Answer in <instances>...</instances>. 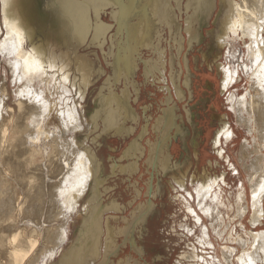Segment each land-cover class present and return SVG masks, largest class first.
<instances>
[{"label": "bare ground", "instance_id": "6f19581e", "mask_svg": "<svg viewBox=\"0 0 264 264\" xmlns=\"http://www.w3.org/2000/svg\"><path fill=\"white\" fill-rule=\"evenodd\" d=\"M89 1L93 3V6H95V9H88L89 13L91 11L94 12L93 10H95L94 14L97 13L98 10L99 12L102 11V8H100V0H98V2L93 0ZM110 1H112V5L114 6L115 2H113V0ZM119 1L121 2L118 4L121 5H119L117 9L118 11H114V14L112 13L114 17L113 20H116L117 18V20L120 19L125 22L126 18H131V16H134V14H142V16L148 17L147 19H149L152 17L150 16V12L151 14H154V12L159 11H154V8L159 0H140V2L135 5L136 9L134 10H130V1ZM123 1L127 2L125 6H123ZM198 1L200 2V0ZM233 1L234 4L229 6V11L227 12L230 16L229 20L227 21L229 24L226 23V27L228 29H225L226 31L223 29L222 34L224 38H228L232 35V43H239V40H242L241 46L244 51H242V49H238V51L244 53L246 56V61L244 63L245 66L243 65L244 67H242L249 77L242 74V68L240 69L239 66L237 67L235 62L236 58L230 57L229 60L232 62L233 66L229 69L226 68L225 64L222 65V70L224 72L222 85L228 90L243 76H245L246 79L249 78V82L251 81L248 91L246 90L242 98H239L233 93V97L231 96L229 99L232 103V107L230 108L239 114V122L243 124V126L247 127V130L250 134L254 135L253 140L251 139L253 143L250 144L248 141H245L242 145L243 149L241 150V155L245 157V159L242 161L247 177V185L246 183L242 182V188L238 195H236V197L238 196V201L237 203L234 202L235 206L238 208L237 212H235L234 217H229L230 219L228 223H224L225 220L224 216H222L223 212L221 208L222 206H227L226 200L223 196H221L219 191H215L213 189V187H215L213 185L215 182H217L216 180H208L204 183H201L194 190L196 191V206L198 208V212L196 211V214L194 213L195 210L193 211L191 208L192 204L188 200L190 198H185V201L187 202L185 205L188 209H190V211H193L198 223L203 221V219H212V223H208V226L210 224L212 231L215 230L214 232L217 234L216 236H220L221 239L225 240V245L222 246L223 255L221 257L218 256L219 258L217 259V264H264V231L258 230V228L256 232L253 231V229L250 228L249 224H247L245 221L247 218H249L253 207V217L250 218V220L248 219V222H251L252 227L260 224L264 219V37L262 35V30L264 29V0H241V3H238L235 0ZM28 4L30 5L28 6ZM75 4L76 3L71 4V10L74 13L78 12L79 16L86 15L85 10H83L82 7L79 9L75 8ZM166 5L168 4L166 3ZM242 5L246 7L248 12V15L245 19H243V17L245 16L246 12L241 9ZM32 6L33 5L30 3V1L27 0H0V57L8 62V68L6 69L3 78L0 80V264H114L116 262L115 260L111 259L112 255H118L119 250L122 249L121 245L115 244V242L118 243L116 238L119 236L122 237L123 246L127 247L132 243V238L135 240V232L129 228L130 224H128V222L121 217H107L105 215L108 210L102 207L103 201L101 199V194L108 195L110 194V191L115 190L112 196H117L116 192L119 191V188H117L118 183H116L114 187L106 185L107 180L103 181L101 176H103L106 172L108 173L109 167L107 163L98 162L96 156H98L99 153L96 155L94 153L93 155V153L90 151L91 148L85 144H81L76 138L78 137L77 134H79L77 133L79 128L85 127V125L84 116H82L83 111L81 112L79 108V103L77 102L74 95V90H77L78 95L85 94L86 90L88 89V84L90 83L91 75L94 73L93 71L95 68V61L91 59L90 52L82 53L80 51V48L85 44L86 41L80 43L78 40H73V47L75 48L72 47V49H68L66 52L61 51V47L59 45L60 43H57L54 37H50L47 31H41L42 28H40V26L42 25L36 18V14L34 13ZM192 7H194V3ZM120 8H123V10L121 11ZM126 12L128 13L124 14ZM156 14H158V12L155 13V15ZM123 15H127V17ZM158 16L156 15V17ZM95 17V22L92 21L93 18H91V16L89 21H87L85 17L81 19L77 18V23H74V26L78 24L82 27L83 24V26H85V24H89V26H91L90 29L94 27V29L98 30L99 22H97L96 19L99 20V15L96 14ZM186 18H191V15L190 17ZM147 19H145L146 22ZM146 22L145 24L144 22H141L140 26L142 24L146 25ZM152 23L154 24L155 22ZM237 23L239 24L238 26H236ZM108 26L110 27V25ZM129 26H132V24ZM146 26H143L141 29L144 28L145 30V28H147ZM223 26L224 25H222V27ZM132 28L134 27L132 26ZM138 29L140 30V28ZM78 33H80V31H78ZM3 34L4 37L2 38ZM249 34H251L253 37H249ZM98 35L99 33L95 34L94 38L97 39ZM47 36H49L50 39H48ZM71 36L72 39H74L73 37L75 36V33H71ZM140 37L141 36L138 37V40H140ZM131 40L134 41L133 39ZM69 42H71V40H69ZM139 42L137 43L138 45ZM144 45L145 44L142 46ZM231 45L229 44L230 48ZM149 46L151 48L154 45L151 46L150 44ZM162 51L163 50H161V52ZM119 59L121 60V57H119ZM162 62H160V66ZM255 63L259 64V68L255 67ZM117 64H119V62ZM124 64L126 65V62ZM131 65L132 64L130 63V66ZM115 67L116 66H114V68ZM122 67L125 68L126 66ZM122 67L120 68L121 70ZM124 71L126 73V70ZM124 71H122V73ZM127 71H129L128 68ZM114 75L116 74L113 72L112 76ZM119 76L122 75L119 74ZM128 76L129 75H127V77ZM124 79L126 78L124 77ZM139 79L140 78H138V80ZM164 80L166 79L164 78ZM11 84L13 87H11ZM82 85L84 88L81 89ZM257 97H259L262 101L257 100ZM94 99L96 104H99L100 106L98 111L91 115L92 121L94 123H97L98 121L99 126L100 121H103V126H108L107 124L111 116L109 112L110 108L106 106V101H104V99H100L99 101L97 100L98 98ZM120 100L123 99L120 98ZM120 100L119 104H121ZM240 100H243V102ZM115 106L116 105H114V107ZM117 106L115 108L119 109ZM122 109L120 110V113H123V116L119 120L115 119L113 123L117 124V126H114L115 129L117 128L114 133H117L123 138L125 136L131 135L135 130L130 132L125 130L127 121H133V118H131V107H125V109L122 107ZM53 121L56 124L53 127H50ZM145 126L147 127V125ZM158 129L157 131L161 130ZM209 129L208 133L210 131ZM111 132L112 131L109 133L107 132V134L110 135ZM177 133H179V131ZM236 134H234L232 128L230 129L229 126H224L219 130L215 144L220 145L224 138L227 141L233 140ZM99 136L105 139L104 134ZM159 142L160 144L164 143L163 140ZM247 143L250 148L248 147ZM173 145H175V143ZM172 147L171 150L173 151L174 147L173 149ZM149 148L152 158L153 153L159 147L155 145L151 147L149 146ZM129 155L132 156L129 154V152L125 153V156L121 158L120 162L124 163L130 161L131 159L133 160L134 157L131 158ZM188 159L190 158L188 157ZM189 163L190 162H188V164ZM146 164L147 163H145V165ZM149 165H151V160ZM129 166L130 164L128 167ZM183 168L184 166L181 167L180 162H178L177 170H179L183 176L177 175L174 170L173 174L175 175H173V177L175 178L173 180H175L180 186L186 187L188 184L186 181L188 182L187 171L189 168L187 166L185 168L186 170H182ZM123 170L124 169L121 168V166H112L110 172L112 175L119 178L128 175L130 179V177L134 175L135 170L132 168L129 169L128 173L124 172ZM147 173L149 172L147 171ZM191 178L195 179L197 177L196 175H193ZM105 186L107 187L105 189L106 191H104L105 193L103 194L102 188ZM133 186L136 187V184L134 183ZM135 190H137V188ZM86 196H88L87 202L85 201ZM132 200H134V198ZM83 202L87 204L82 206ZM253 203H255L254 206ZM114 204H116V201ZM142 210L144 209L142 208ZM238 217L243 218V222H240V226L243 229L242 233H237L236 231L238 226L236 223V218ZM205 222L207 224V221ZM79 223H81V225L80 229L78 230ZM216 226L218 227L216 228ZM154 227L155 225H153V223H150V226L147 225V229L151 231H154ZM209 228L206 225L203 228L204 233L202 239L205 240L207 237L210 238L211 231ZM186 230L185 232H187ZM152 233L149 235H152ZM134 242L136 244L138 243L136 240ZM209 242H211V239ZM114 247L116 250H114ZM197 247L199 246L197 245ZM185 256H188V254L186 253ZM129 259L128 261H130ZM120 262H124V260H119L117 264ZM212 263L215 264L214 261ZM125 264L130 263L126 262ZM131 264H133L132 261Z\"/></svg>", "mask_w": 264, "mask_h": 264}, {"label": "flooded vegetation", "instance_id": "af4514ba", "mask_svg": "<svg viewBox=\"0 0 264 264\" xmlns=\"http://www.w3.org/2000/svg\"><path fill=\"white\" fill-rule=\"evenodd\" d=\"M186 2H187V0H169V1L163 2L159 5H156L154 8V11L159 10L157 12H158L160 17L158 16V14H156L158 16V17H156L155 13H157V12L153 11L154 14H151V12H150V16H152L149 18L150 21H149V19H147L148 17L142 16V14H139V15L137 14V15L131 16V18H128V19L126 18L125 22L120 20V19L117 20V18L115 17L116 18V25H115L114 29L116 32L114 31L115 32L114 34H115V36H117L116 37L117 39L113 40L114 39V36H113L112 40L114 42L112 40H110L111 46L109 47V50H107L105 48V50L103 51V48L99 47V49H102L101 51L103 52L104 57L105 58L108 57L106 61L108 62L107 64L110 67V72H111L110 77L111 78L109 77L107 80H105L103 82V86L101 88L97 89L96 95H94V98H96V99L98 98L97 99L98 101L100 99H104V101H106V106L108 108H110L109 112L111 110H114L117 112L116 116H115L116 118L110 116V118H109L110 120L107 124L108 126H103L104 125L103 121H100V126H99L98 121H97V123L96 122L94 123L91 119V115L94 112L98 111L100 105L99 104L97 105L95 102V99L93 98L94 109H93V111H88L89 105L87 102L89 100V95L91 92V90L89 92V87H87L88 89L86 90L83 98H81V103H84V105L86 104L84 106V109H83L85 114L82 112L83 116H84V124L87 121H89V123L92 124V129L94 131L93 137L88 136L91 140V144H93L94 146L88 145V147L91 148L90 151L93 153V155H94V153H95V155L97 153H99V155L96 156V159L98 162H101V163L106 162L110 171H111L112 166H115V167L121 166V168H124L126 170V166L130 162L127 161V162L122 163L120 161H121V158L123 156H125V153L129 152V154L132 155L130 157L131 158L134 157V159H135V160L133 159V161H132L134 163V170H135L134 175H135L136 173L141 171V169H145L143 167V162L146 160V158L149 157V159L151 160V166H152L151 170H154V175L151 174V179L148 183V193L150 192L149 193L150 198L148 201V205H149V208L151 207L152 209L151 208L149 209V211H150V215H149L150 217L149 218L150 219L146 218L145 220H143L144 222L142 221V224H141L143 231L146 233H149V234H150V230L147 229V225L150 226V223H153V225L157 226V229H158L157 232L158 233H159V231L165 232V230L167 229V225H168V224H166L167 223V219L165 218L166 216H164L162 214L163 212H165V210H164L165 203L162 202L161 199H163L164 195L166 194L165 191H166V188L168 185L167 181L169 179L167 180V179H164L161 177H165L168 175L173 180L175 178V177H173V175H175V174H173L174 170H175V173L177 175L183 176L181 174V172L179 170H177L178 162H180L181 167L184 166V168L182 170H186L185 168L187 166H188V168H190L191 163H193L195 161L200 162V160H201L200 155H203V152H202V154H200L201 152L198 151V149H200L202 147V148H204V150H206L207 148H205V147L208 145L207 142H209V141H211V148L214 151H216V154L217 153L219 154V152H218L219 145L215 144V140H216V138L219 134V130L221 128V127H219L221 124L220 123L221 115H220V113H218L219 112L218 106L220 105V103L223 100L222 95H225L227 93V89H225L222 85L223 79H224V72L222 70V65H223L222 57L224 54L225 46L222 47L220 50V47L218 46V39H217L219 33H221V30H222L220 27V23L217 22L218 18H220L221 16L219 17L220 14H218L217 19H216V15H215L216 11H214L215 3H216L215 0H203L202 3H199V2H198V4L196 3L195 4L196 6H194V7H192L191 5L190 6L187 5ZM218 2H220V3L217 5V8L219 9L220 6L222 8L221 15L224 13L225 3L231 2L230 4H234L233 0H226V2L224 0H221V1L219 0ZM166 3L168 5H166ZM165 5L167 6V8ZM157 7H159V8H157ZM163 7H164V9H163ZM191 8L192 9L196 8V9L192 10ZM162 9H163V11H162ZM161 12H162V14H161ZM154 15H155V17H154ZM166 15L169 17H167ZM190 15H191V18L187 19L186 17H190ZM140 17H142V18H140ZM145 19H147V22ZM185 19H186V22H185ZM131 20H133V21H131ZM141 22H144V24L146 22L147 26L144 24H142L140 26ZM152 22H155V23L153 24ZM114 23H115V21H114ZM156 23H158V24H156ZM130 24H132V26L134 28H132V26H129ZM155 25H157V26H155ZM238 25L239 24L237 23L236 26H238ZM138 26H140V27H138ZM143 26H146L147 28H145V30H144V28L141 29ZM126 27H128L127 30L125 29ZM137 27L140 28L141 30H143L142 31L143 34L141 33L140 40H138L139 38L135 39V36H134V31H135V29H138ZM184 28H185V30H184ZM155 34H156V36H155ZM153 36H154V38H153ZM131 39H133L134 41L136 40V41L134 42ZM150 39H151V41H150ZM139 41H141V42H139ZM138 42H139V45L137 44ZM142 43L145 45L142 46L143 45ZM149 43L151 44V46L152 45H154V46H152L150 48ZM146 48L152 49L151 50V56L149 58H145L143 56V51ZM158 49H160V50H158ZM161 50H163L164 52L163 51L161 52ZM90 53H91L90 57L92 60L95 61V65H96V66L94 65V67H95L94 71H93L94 73H92L91 78H90V83H91L92 81L93 82L97 81V79L99 78L101 73L104 72L105 67L103 65H101V63H98V60L94 57V54L92 52H90ZM132 53H134V54H132ZM97 54H98V52H97ZM130 55H131V57H130ZM119 57H121V60L119 59ZM160 60H162L165 64ZM123 61H124V63L126 62V65L123 63ZM118 62H119V64H117ZM160 62H162L161 66H163V67L160 66ZM127 63H128V65H127ZM130 63L132 64L131 65L132 67L130 66ZM114 66H116V67L114 68ZM122 66H126L125 67L126 69L123 68ZM121 67H122V70L120 69ZM116 68H117V70H116ZM127 68L129 71H127ZM130 69H131V71H130ZM124 70H126V73ZM132 70H133V72H132ZM115 71H116V73H115ZM122 71H124V72L122 73ZM113 72L116 75L112 76ZM118 73L122 76H119ZM126 74L129 76L127 77ZM162 75H163V77H162ZM214 76L216 79L214 78ZM124 77L127 80L124 79ZM119 78H120V80H119ZM138 78H140V79L138 80ZM164 78L166 80H164ZM163 80H164V82H163ZM127 82H128V84H127ZM90 83L88 84V86H90ZM118 83L121 84L122 88H120L119 91H116L114 89V85H118ZM186 84H188V85H186ZM127 85H128V87H127ZM164 87L165 88L167 87V88L165 89ZM134 89H135V91H134ZM136 89H138V90H136ZM106 92H107V95L112 93V96L110 95L111 98L113 97L111 101L108 100V96L105 94ZM135 92H136V94H135ZM119 93H120V95H119ZM100 96H102L103 98ZM144 97H146V98L149 97L151 104L147 105L145 108L142 109V111L140 113L141 119H139L138 109H137V106H135V105L138 104V106H139L138 101H140ZM160 97H163V102L158 100V98H160ZM120 98L123 100H120ZM118 99L120 100L121 104H119ZM131 99L133 100V102ZM168 100H169V102H168ZM177 100H179V101H177ZM114 105H116V106L118 105L117 107H119V109L115 108L116 106L114 107ZM122 107H124V109H125V107H131V111H132L131 118H133V121L132 120H130L129 122L127 121V125L125 126V130L127 132L135 130L131 135L125 136L123 138L120 135H118L117 133H114V131L117 129V128L115 129L114 126H117V124L113 123L115 119L119 120L123 116V113H120V110L122 109ZM157 108L159 110V114H158L159 116L154 115ZM85 117H86V119H85ZM144 117H147L146 118L147 120ZM120 123H122V122H120ZM145 125H147V127ZM155 125H157V126H155ZM105 127H107V128H105ZM157 127L163 131L159 130ZM142 128H143L142 135L139 136ZM80 129L82 130V129H84V127L80 128ZM157 129L159 131H157ZM208 129L210 130L209 133H208ZM110 131H112L111 132L112 135L107 134V132L109 133ZM178 131H179V133H177ZM156 132H157V134H156ZM101 134L105 135L104 136L105 139H103L102 137L99 136ZM145 134L149 135V136L153 134L152 137L154 139V142H153V144L152 143L151 144H152V146L156 145L157 147H159L153 153L154 158H153V156L151 158V155H149V149L150 148L144 147V145L141 143V141L142 140L144 141V139L146 138ZM165 134H167V135H165ZM143 135L145 138L143 137V139H142ZM205 136H206V139H205ZM113 137H116V138H113ZM162 140L164 141V143H161L162 144V146H161L159 141H162ZM149 141L151 142V140H149ZM174 143H175V145H173ZM176 144H178V145H176ZM172 146L174 147V149ZM171 147H172L173 151L171 150ZM175 148H177V149H175ZM118 149H120V150L122 149V151H121L122 156H120V158L117 159L116 156L114 157V155H112L111 152L116 151ZM138 156H139V158H138ZM188 157L190 159H188ZM152 159H153V161H152ZM150 160H148V163L150 162ZM183 160L185 161V163ZM159 161H160V166H159ZM187 161L190 163L188 164ZM154 162H156L158 164V167H160V169H161V171H157L159 174L156 172V169H158V168H156L157 166L154 165V164H156ZM162 166H163V168H162ZM110 171H109V173L101 176V178L103 179V181L107 180L106 185L111 187V185H109V180L115 176L112 175V173ZM106 177H108V178H106ZM125 177L127 178V180L132 181L133 176H131L129 179L128 175L123 176L122 178L116 177V179L118 181H120L119 182V184H120L123 180L124 181L122 183H124L126 181ZM115 184H113V185H115ZM135 184L137 186L136 181H135ZM106 187L107 186L102 188L103 194L105 193L104 191H106L105 190ZM132 187L134 188L135 186H132ZM163 188H165V189L163 190ZM155 198L159 199L158 205L157 204L155 205V203H154ZM101 199L103 201L102 207L108 211L110 209H112L110 211H113V212L115 211L114 212L115 214L118 213L119 211H121L123 208H126L125 206L123 207L122 202L119 201L117 196H112L109 194L108 195L107 194H105V195L101 194ZM115 201H116V204H114ZM108 211H107V213H108ZM107 213L105 214L107 217L113 216L110 213H108V214ZM114 216H117V214ZM118 217H120V216H118ZM129 228L131 230H134L131 224L129 225ZM134 232H135V230H134ZM168 237H169V235L166 236V238H163L164 241L162 243H160V245L167 244L169 241ZM141 239H142V236H140V240ZM135 240H137L136 236H135ZM135 240L133 238L131 239V242H132L131 244L133 246L136 245V243L134 242ZM159 240L161 241V239H159ZM156 241H158V240H156ZM163 257H165V256L163 255Z\"/></svg>", "mask_w": 264, "mask_h": 264}, {"label": "rangeland", "instance_id": "374dc122", "mask_svg": "<svg viewBox=\"0 0 264 264\" xmlns=\"http://www.w3.org/2000/svg\"><path fill=\"white\" fill-rule=\"evenodd\" d=\"M27 1H30V3L33 5L32 9H33L34 13L36 14V18L38 19L39 23L42 25V26H40V28H42L41 31H43V32L47 31V33L50 37H54L56 39V42L60 43L59 45L61 47V51L66 52V51H68V49H72V47L74 46L73 40L74 41L78 40V42H80V43L86 41L85 42L86 45L84 44L80 48V51L82 53H86V52L94 53V57L98 60V63H101V65H103L105 67L104 72L101 73V75L99 76L97 81L91 82L90 86H88L89 92L91 90L90 95H89V100L87 102L89 105L88 111H93V109H94V107H93L94 106L93 105L94 104L93 103L94 95H96L97 89L101 88L103 86V82L105 80H107L109 78V76L111 75L110 67L106 62L107 59L104 57L103 52L101 51L102 49H99V47L103 46L102 47L103 51L105 50V48L108 50V48L111 46L110 40H112V38H113L112 36H114V39H116L115 34H114L116 32L114 29V27L116 25V20H113L114 17L112 15V13L114 11H118L117 9H118L119 5H121V4H118L119 2H117V0H113V2H115V4H116V5L114 4V6H113L112 1H110V0H100L101 1L100 2L101 3L100 8H102V11L100 9L101 12H99V10H98L97 13L94 14L95 10H93L94 12L91 11L92 12V15H91V12L89 13L88 9H90V10H91V8L95 9V6H93V3H91V1H89V0H84V1L83 0L82 1L81 0H27ZM93 1L98 2V0H93ZM166 1H169V0H161V2L159 0V2H157L156 5H159V4L166 2ZM197 1L198 0H190V1L187 0L186 3L189 6L190 5L193 6V3H194V6H195V4L199 2V1L198 2ZM202 1L203 0H200L199 3H202ZM215 1H216V3H215L214 11H216V14H215L216 19H217L218 14H220L219 17L221 16L217 20V22L219 21L221 29L222 30L224 29V31H226L225 29H228L226 27V25H227L226 23L229 24V22H227V21L230 18L229 14L227 12L229 11V6L231 5L230 4L231 2L225 3V10H224L225 12L221 15V10H222L221 6L219 9L217 8V5L220 2H218L219 0H215ZM224 1L226 2V0H224ZM235 1H237L238 3L242 2L241 0H235ZM73 3H76L74 6L75 8L79 9L80 7H82L83 10H85L86 15L79 16L78 12L74 13L71 10V4H73ZM126 3L127 2H125V4ZM29 5L30 4H28V6ZM110 5H111V7H110ZM130 7H131V5H130ZM103 8H105V9H103ZM120 9H121V11L123 10V8H120ZM241 9L246 12L245 16L243 17V19H245L248 15L247 9H246V7H244V5L241 6ZM131 10H132V8H131ZM104 13H106V14H104ZM127 13L128 12H126L124 14H127ZM96 14L99 15V20L96 19L97 22H99L98 23V26H99L98 30L94 29V27H92L91 28L92 30H91L90 29L91 26H89V24H85V26H83L84 25L83 24L82 27L79 26L78 24H76V26H74V23H77V18L81 19V18L85 17V19L87 21H89V19L93 18L92 21L95 22L94 18H96L95 17ZM90 16H91V18H90ZM123 16H125V15H123ZM125 17H127V15ZM224 19H225V21H224ZM114 21H115V23H114ZM80 22H82V21H80ZM108 25H110L111 29ZM222 25H224V26L222 27ZM125 29L127 30V27ZM222 30H221V33H219L217 39H218V46L220 48L225 46L224 54L222 57L223 64H225L226 68L230 69L233 66V64L229 59H230V57H234V58H236L235 62L237 64V67L239 66L240 69L242 68L241 69L242 74L249 77L247 75L246 71L243 69V67L245 66L244 63L246 61V56L244 53L238 51V49H242V46H241L242 40L241 41L239 40V43L238 42L232 43L231 38L233 36L231 35L228 38H224L223 34H222ZM78 31H80V33H78ZM262 31H263L262 35L264 37V29ZM134 32H135L134 36H136L137 39L139 36H141L139 34L143 33L141 29L140 30L136 29ZM71 33H75V36L73 37L74 39H72ZM97 33H99V35L97 36V39H95L94 35ZM137 33H139V34H137ZM49 36H47L48 39H50ZM3 37H4V34L2 35V38ZM249 37H253V36L251 34H249ZM69 40H71V42H69ZM109 42H110V44H109ZM229 44L230 45L232 44L231 48H230ZM73 48H75V47H73ZM149 49L150 48H146L143 51V56L145 58H149L151 56L150 55L151 49L150 50ZM242 51H244V49H242ZM97 52H98V54H97ZM1 58L2 57H0V80H1V78H3V75L6 71V69L8 68V62L6 60H3V58L2 59ZM255 67L259 68V64L255 63ZM254 81H256V80H254ZM250 82H249V78L246 79V77L243 76L238 82L234 83L230 89H228L229 91L227 90V93L225 95H222L223 100L220 103V105L218 106L219 113L221 115V121H220L221 124L219 127L223 128L224 126H229L230 129L232 128V130L234 131V134L237 133L236 136L234 137V139L227 141L224 138L222 140L223 142L218 147V152H219V154L217 153L218 155L216 154V151H214L211 148V141H209L208 145L205 147V148H207L206 150H204V148L202 150V147L200 149H198V151H200L201 154L203 152V155L199 154L200 157L201 156L203 157V159L201 157L200 162L195 161V162L191 163L190 168L187 171L188 172L187 173L188 174L187 175L188 182L186 181V183H188V184H187V186L185 185L186 187L180 186L178 183H176L175 180H172L168 175L165 177H161V178H164L167 180L169 179L168 181L166 180L168 182L167 188L165 187L166 188V191H165L166 194L164 195V198L161 199V201L165 203V205H164L165 212H163L162 214L164 216H166L165 217L167 219L166 224H168L165 232L159 231V233H158L157 232L158 231L157 226L155 225V227L153 228L154 231L150 230V234L153 232L152 235H149V233H146L143 231L142 226H141L142 221L145 220L146 218L148 219L150 217L149 216L150 211L148 210L149 209L148 201L150 198V194L148 193V183L151 179V174L154 175V170H151L152 166L149 165V163L147 161V160H149V157L146 158V160L143 162V167L145 169H141L140 172L133 175L132 181H129L126 179V181L124 183L121 182L119 184L120 181H118L116 179V177H112V179L109 180V185H111V187H114L113 184L118 183L117 188H119V191L116 192V195H117V198L119 199V201L122 202L123 207L124 206L126 207V208H123L124 211H123V209L121 211H119L117 213V216L122 217V219L126 220L128 222V224L132 225L133 229L135 230V236L137 239L136 242L138 241V243L135 246L130 244V246L128 245L129 247L127 246L128 247L127 248L126 246H123V238L120 236L117 237L116 241L118 243L115 242V244L121 245L122 249L119 250L118 255H116V256L112 255L111 259L115 260V262H116L114 264H117V262L121 259H123L124 262H120L119 264H125L126 262L131 264V261L133 264H187V263L188 264H206V263L211 264L213 261L215 262V264H217V259L223 255L222 254L223 253L222 246L225 245V240L221 239L220 236H216L217 234L214 232L215 230L212 231V227L210 225L212 223V219H210V218L209 219H203V221H200L199 223L196 221L195 214L198 212V208L196 206L197 205L196 195H195L196 191H194V190L201 183H204L208 180H216L218 183L215 182V184L213 185L215 187H213V189L215 191L220 192L221 196H223L224 199L226 200V205H227L226 207L225 206L221 207L222 212H223L222 216H224V220H225L224 223H228L229 219L234 217L235 212H237L238 208H237V206H235V203H237V201H238L237 200L238 196L236 197V195H238V193L240 192V190L242 188V186H241L242 182L246 183V178H247L245 170L243 168V161H242L245 159V157L241 155L242 154L241 150L243 149L242 145L244 144L245 141H248V143L252 144L253 143L252 140H253L254 135L250 134L247 130V127L243 126V124H241L239 122V119H238L239 114L230 108V107H232V103L229 99L231 96L233 97V95H232L233 93L236 94V96H238L239 98H242L243 95L245 94L246 90L248 91ZM114 86H115L114 89L116 91H119L120 88H122L121 84L114 85ZM11 87H13L12 84H11ZM82 88H84L83 85H82L81 89ZM78 90H79V88H78ZM105 94L107 95V92ZM111 94H108L109 95L108 96L109 101L112 100ZM74 95L76 97L77 102L79 103V108H80L81 112L83 111V113H85L83 109H84V106L86 104L84 105V103H81V98H83L84 94L78 95L77 90H74ZM162 98L163 97H160V98H158V100L163 102ZM257 100L262 101V100H260L259 97H257ZM240 101L243 102V100H240ZM150 104H151L150 99L144 97V99L142 98L139 101V106H138V104L135 105V106H137V109H138L139 119H141L140 113H141L142 109L145 108L147 105H150ZM83 113H82V116H83ZM116 113L117 112L114 110L110 111V115L114 118H116L115 117ZM158 114H159V110L157 108L154 115H158ZM144 118H147V117H144ZM85 119H86V117H85ZM55 124L56 123H54V121H53V123L50 125V127H53ZM84 125H85V127H84V129H82V131L79 128V130L77 132L79 134H77L78 137H76V138L79 140V142L81 144H85L86 146H88V145L91 146L92 144H91V141L89 140V137L90 136L93 137V134H94V131L92 129V124L89 123V121H87ZM142 131H143V128L140 131L139 136L142 135ZM86 135H87V137H86ZM143 137H144V135L142 136V139H143ZM145 137H144L145 138L144 141L143 140L141 141L142 144L144 145V147H149V146L151 147L152 146L151 143L154 142L152 135L149 136V135L145 134ZM113 138H116V137H113ZM149 140H151V143ZM248 143H247V145H248ZM248 147L250 148L249 145H248ZM121 151H122V149L121 150L118 149L116 151H112L111 153H112V155H114V157L116 156V158H119L121 156V153H122ZM149 155H151L150 149H149ZM129 157H130V155H129ZM241 157H242V159H241ZM132 161H133L132 159L129 161L130 162L129 167L134 169V163ZM145 163H147V164L145 165ZM128 165L126 166V170L123 168L124 169L123 171L126 173H128V171L130 169L128 167ZM156 166L155 167L158 168V169H156V172L161 171V169H160V167H158L157 163H156ZM159 166H160V161H159ZM237 168L239 169V172H238ZM109 171L110 170H108V173H109ZM147 171L149 173H147ZM192 173L194 176L196 175L197 178L192 179L191 178L193 176ZM105 174H107V172ZM134 181H136L138 183H137V186L133 188L132 186L135 183ZM147 181H148V183H147ZM246 185H247V183H246ZM136 188H137V190H135ZM114 191L115 190L111 191L109 195H113ZM188 194H191V195H188ZM190 196H192V197H190ZM133 198H134V200H132ZM185 198L186 199L190 198L188 200L192 204L191 208L193 211L195 210L194 211L195 214H193V211H190V209H188L186 207L185 204L187 202L185 201ZM191 199H193V200H191ZM249 199H250V197H249ZM85 201L86 202L88 201V196L85 197ZM245 202H247V201H245ZM154 203H155V205L156 204L158 205L159 199L155 198ZM85 204H87V203L83 202L82 206ZM140 204H142V205H140ZM254 204L255 203H253V206H254ZM142 208L144 210H142ZM196 208H197V210H196ZM110 210H112V209H110ZM110 210L108 212H110L111 215H113V216L116 215L113 211H110ZM180 212H182V213H180ZM253 212H254V207L251 210V214H250L249 218H247L245 221L247 222V224H249V227L252 228L253 231L256 232L257 228H258V230L264 231V219L260 224H257L255 227H252L251 222H248V219L250 220V218L253 217V214H254ZM133 214H134V216H133ZM194 218H195V220H194ZM242 219L243 218H241V217L236 218V223L238 224L237 230H236L237 233H242L243 229L240 226V222L241 221L243 222ZM226 220H227V222H226ZM205 221H207V224ZM246 222H245V224H246ZM208 223H210L209 226H208ZM80 225H81V223H79L78 230L80 229ZM205 225L208 228L210 227L209 230L211 231L210 232L211 236H210V238L207 237L204 240V239H202V237H203V233H204L203 228L205 227ZM217 227L218 226H216V228ZM185 230L188 232V235H187V232H185ZM168 235H169L168 243L160 245V243H162L164 241L163 238H166V236H168ZM140 236H142L141 240H140ZM216 237L218 240L216 239ZM158 238L161 239V241L158 240ZM210 239H211V242H209ZM156 240H158V241H156ZM206 241H207V243H206ZM199 242H201V243H199ZM216 242H217V244H216ZM197 245L199 247H197ZM204 245H205V247H204ZM206 245H208V246H206ZM233 245H235V244H233ZM214 246H216V247H214ZM206 247L208 250L206 249ZM114 250H116L115 247H114ZM186 253L188 254V256H185ZM205 253H207V254H205ZM180 254H181V256H180ZM163 255L165 257H163ZM199 257H200V259H199ZM206 257L208 258V260ZM213 257H215V258H213ZM128 259L130 261H128ZM212 264H214V263H212Z\"/></svg>", "mask_w": 264, "mask_h": 264}, {"label": "water", "instance_id": "95a60500", "mask_svg": "<svg viewBox=\"0 0 264 264\" xmlns=\"http://www.w3.org/2000/svg\"><path fill=\"white\" fill-rule=\"evenodd\" d=\"M128 1H130V4H131L130 10H131V8H132V10L135 9L136 8L135 5H137L138 2H140V0H128ZM117 2H120V1L117 0ZM123 2H124V6H125L126 5L125 1H123Z\"/></svg>", "mask_w": 264, "mask_h": 264}]
</instances>
